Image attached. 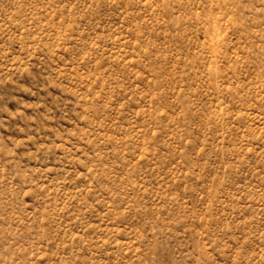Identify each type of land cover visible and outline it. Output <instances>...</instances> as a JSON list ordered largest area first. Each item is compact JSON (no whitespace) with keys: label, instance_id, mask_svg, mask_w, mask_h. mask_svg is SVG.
Masks as SVG:
<instances>
[{"label":"rangeland","instance_id":"1","mask_svg":"<svg viewBox=\"0 0 264 264\" xmlns=\"http://www.w3.org/2000/svg\"><path fill=\"white\" fill-rule=\"evenodd\" d=\"M0 264H264V0H0Z\"/></svg>","mask_w":264,"mask_h":264}]
</instances>
